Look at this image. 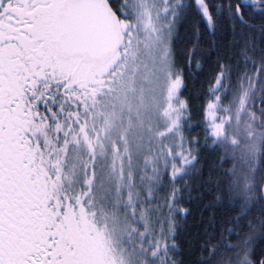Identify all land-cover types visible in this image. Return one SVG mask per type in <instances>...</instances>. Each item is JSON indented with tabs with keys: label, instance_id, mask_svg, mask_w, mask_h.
Instances as JSON below:
<instances>
[{
	"label": "snow or ice",
	"instance_id": "6c2138e0",
	"mask_svg": "<svg viewBox=\"0 0 264 264\" xmlns=\"http://www.w3.org/2000/svg\"><path fill=\"white\" fill-rule=\"evenodd\" d=\"M0 264H264V0H0Z\"/></svg>",
	"mask_w": 264,
	"mask_h": 264
},
{
	"label": "trees",
	"instance_id": "16d2710c",
	"mask_svg": "<svg viewBox=\"0 0 264 264\" xmlns=\"http://www.w3.org/2000/svg\"><path fill=\"white\" fill-rule=\"evenodd\" d=\"M199 85H197V87H198Z\"/></svg>",
	"mask_w": 264,
	"mask_h": 264
}]
</instances>
